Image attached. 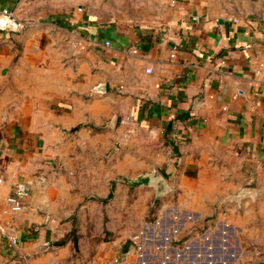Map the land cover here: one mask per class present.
<instances>
[{
	"label": "crops",
	"instance_id": "1",
	"mask_svg": "<svg viewBox=\"0 0 264 264\" xmlns=\"http://www.w3.org/2000/svg\"><path fill=\"white\" fill-rule=\"evenodd\" d=\"M218 1L0 0L25 21L0 29V264H264V17ZM155 144L185 228L209 230L141 259L106 202L152 183L119 175ZM16 182L25 206L5 213ZM163 210L161 244L181 233ZM94 216L78 252L67 234Z\"/></svg>",
	"mask_w": 264,
	"mask_h": 264
},
{
	"label": "rangeland",
	"instance_id": "2",
	"mask_svg": "<svg viewBox=\"0 0 264 264\" xmlns=\"http://www.w3.org/2000/svg\"><path fill=\"white\" fill-rule=\"evenodd\" d=\"M216 5L217 7L222 8V10L226 11L228 14L234 15L238 18L264 17V0H219ZM143 151H145V149H143ZM165 152L166 148L155 144L153 147V161H148L146 163L143 162L139 164L136 169L130 165H127L125 168H123V170H121L122 174L119 175H133L137 177L141 176L143 173H149L152 178V183L141 184L135 188L132 187L130 190L121 188L120 191H118L119 194L116 197H108L106 202L107 214L109 215H106V221L110 224L115 222L117 236H120L121 243H130L131 249L138 256H140L141 259L143 256L146 257V253H148V251L154 246L163 247L166 249H168L169 246V249L173 250L172 248H176L178 246L177 244H179L182 248H185L186 252L192 251L190 248L191 244L194 243H191V241L194 239V236L208 235L207 231L209 228L205 225H196V223H194L196 218L193 217V215H189L188 217V222L192 223V226L189 225L185 228L186 225H184V221L182 219L183 212H177L178 206H176V192L174 195H165L168 192V182L170 179L165 178V187L162 190L158 189L156 177H154L152 174L155 171L160 172L162 169L163 164L160 162V154H165ZM118 183H122V186L125 185L123 178L118 179ZM150 188H152L154 191V197L152 200L148 196ZM162 196H164L165 199H162ZM165 201L169 203V211H174L173 213L171 212L172 217L175 218L176 221V226H174L173 229L176 230V234L178 231L181 233L177 235V239H173L170 242L167 240L164 244H161L160 241L165 235L155 231V224L159 220V217H162L161 214L164 211L163 207L166 204ZM164 214H166V210ZM75 217L77 218L76 212ZM91 220V217H89L84 222H75L67 234L74 237L75 246L77 247L76 249L78 252H81L82 249H87L90 246L87 235L97 234L95 216L94 221ZM113 232L114 230L105 228V231L101 233L100 238L110 240L111 236H113L111 235ZM172 236L173 234L170 237L172 238ZM203 240L204 242L202 244L206 245V239L203 238ZM212 245L213 244H210L209 247ZM78 252H75V255H77ZM145 261L146 260L143 258V262ZM209 262L213 264L212 259H210Z\"/></svg>",
	"mask_w": 264,
	"mask_h": 264
},
{
	"label": "built area",
	"instance_id": "3",
	"mask_svg": "<svg viewBox=\"0 0 264 264\" xmlns=\"http://www.w3.org/2000/svg\"><path fill=\"white\" fill-rule=\"evenodd\" d=\"M1 5V3H0ZM79 10H82L83 7L79 6ZM25 26V21L18 17L13 10L5 9L0 7V29L7 30H19ZM106 44H109L110 41L106 40ZM134 52L138 51L137 47L133 48ZM174 55V53H172ZM146 72H152L153 67L147 66ZM28 195V187L24 182H16L14 190L8 195L6 201V207L4 212L8 213L10 211H19L22 210L25 206V198ZM10 241L15 244L18 242V237L16 235H9Z\"/></svg>",
	"mask_w": 264,
	"mask_h": 264
},
{
	"label": "water",
	"instance_id": "4",
	"mask_svg": "<svg viewBox=\"0 0 264 264\" xmlns=\"http://www.w3.org/2000/svg\"><path fill=\"white\" fill-rule=\"evenodd\" d=\"M154 177H156L157 183H158V189L162 190L165 187V177L159 172L155 171L152 174Z\"/></svg>",
	"mask_w": 264,
	"mask_h": 264
},
{
	"label": "trees",
	"instance_id": "5",
	"mask_svg": "<svg viewBox=\"0 0 264 264\" xmlns=\"http://www.w3.org/2000/svg\"><path fill=\"white\" fill-rule=\"evenodd\" d=\"M110 195H111V194H110ZM110 195H109V196H110Z\"/></svg>",
	"mask_w": 264,
	"mask_h": 264
}]
</instances>
